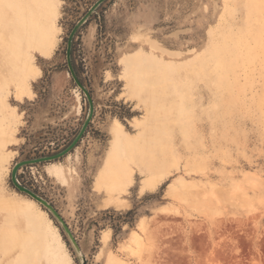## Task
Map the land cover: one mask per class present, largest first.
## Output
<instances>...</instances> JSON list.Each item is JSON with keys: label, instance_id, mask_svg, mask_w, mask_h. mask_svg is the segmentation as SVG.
Wrapping results in <instances>:
<instances>
[{"label": "rangeland", "instance_id": "374dc122", "mask_svg": "<svg viewBox=\"0 0 264 264\" xmlns=\"http://www.w3.org/2000/svg\"><path fill=\"white\" fill-rule=\"evenodd\" d=\"M18 1L0 6V45L20 12L46 22L48 0ZM96 1L54 0L31 66L21 43L0 51V264H264V0L103 2L72 43L93 118L17 174L80 249L13 183L89 115L67 47Z\"/></svg>", "mask_w": 264, "mask_h": 264}, {"label": "water", "instance_id": "95a60500", "mask_svg": "<svg viewBox=\"0 0 264 264\" xmlns=\"http://www.w3.org/2000/svg\"><path fill=\"white\" fill-rule=\"evenodd\" d=\"M106 0H97L92 6L91 8L87 11V13L78 21V23L75 25V27L73 28L70 37H69V41H68V47H67V60H68V65L70 68V71L75 79V81L77 82V84L83 89V91L86 93L89 103H90V112L89 115L82 127V129L80 130V132L78 133V135L76 136V138L72 141V143L66 147L65 149H63L62 151L52 154V155H47V156H42V157H38V158H34V159H25L22 161L17 162L12 170V181L13 183L16 185V187L18 189H20L21 191L29 194L31 197H33L35 200L39 201L41 204H43L46 208H48L57 218L58 220L61 222V224L63 225L65 231L68 233L69 237L71 238V240L73 241V243L75 244V246L80 249L79 243L74 235V233L72 232L70 226L68 225L67 221L65 220V218L61 215V213L59 212V210L47 199H45L44 197L40 196L38 193H36L35 191H33L32 189L22 185L17 177L18 171L19 169L27 164H31V163H39V162H43V161H50V160H55L58 158H61L63 156H65L66 154H68L72 149H74L79 141L83 138L89 123L91 122L93 115H94V111H95V107H94V101H93V97L90 94V92L88 91V89L85 87V85L82 83V81L80 80V78L78 77L75 67L73 65L72 62V43H73V38L75 33L77 32V30L89 19V17L93 14V12ZM84 264H86V262L84 261Z\"/></svg>", "mask_w": 264, "mask_h": 264}, {"label": "bare ground", "instance_id": "6f19581e", "mask_svg": "<svg viewBox=\"0 0 264 264\" xmlns=\"http://www.w3.org/2000/svg\"><path fill=\"white\" fill-rule=\"evenodd\" d=\"M53 1L54 0H48V4H45L44 12L46 16V22L43 23L42 25H37L38 23H31L30 26L24 27L25 15L24 13L20 12L21 18H18V17L14 18V20L16 21V28L12 29V31H9V35H12V36L8 38V40L6 41V44L3 43L0 45V51L3 49V46L8 47L9 49L10 40H12V43H13V40L15 43H18V44L21 43L22 46L21 45L20 47L18 46V49L16 50L12 48L11 53L14 59H16L17 62L21 66H26V65L28 67L31 66V62H30L31 57L29 56L28 49L29 48L36 49L40 47L41 44L49 48L50 45L54 41L53 26H52L51 17L49 15V6L53 5ZM17 3L22 9L21 0L18 1ZM0 6L3 8H6V15L8 18L7 9L9 6H12V4L10 3V0H6V2H4V0H0ZM32 21H34V19ZM21 34L24 35L25 40H22L19 37V35ZM125 166L127 168L126 163H125ZM57 264H64V261L60 260L58 261Z\"/></svg>", "mask_w": 264, "mask_h": 264}]
</instances>
